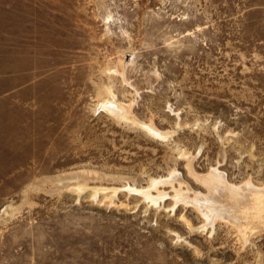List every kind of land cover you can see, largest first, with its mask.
<instances>
[{
    "label": "rangeland",
    "instance_id": "rangeland-1",
    "mask_svg": "<svg viewBox=\"0 0 264 264\" xmlns=\"http://www.w3.org/2000/svg\"><path fill=\"white\" fill-rule=\"evenodd\" d=\"M259 190L264 0H0V264H264Z\"/></svg>",
    "mask_w": 264,
    "mask_h": 264
},
{
    "label": "bare ground",
    "instance_id": "bare-ground-1",
    "mask_svg": "<svg viewBox=\"0 0 264 264\" xmlns=\"http://www.w3.org/2000/svg\"><path fill=\"white\" fill-rule=\"evenodd\" d=\"M109 106H111L109 109H115L117 108L116 106H114L113 104H110ZM108 106V107H109ZM156 184V183H155ZM243 188V187H242ZM244 189V188H243ZM247 191V189H246ZM245 191V192H246ZM242 193V192H241ZM245 195V194H244ZM237 198V197H236ZM241 198V197H239ZM252 203H251V206L247 209L248 211L246 212V216L250 217V218H253V219H256V220H260V221H263L264 220V190H259V191H256L254 192L253 194V197H252ZM244 199V198H243ZM235 200V199H233ZM229 201V200H228ZM240 201V200H239ZM243 201V200H242ZM245 201V200H244ZM213 201H211L212 203ZM210 203V205H211ZM216 203V201L214 202ZM222 203V202H221ZM231 204V202H229ZM226 202V204H229ZM234 204H236V201L233 202ZM240 203H242L240 201ZM245 203V202H244ZM243 203V205H244ZM248 203V202H247ZM213 204V203H212ZM246 204V203H245ZM208 205V204H207ZM238 206V204H236ZM212 206V205H211ZM218 206V205H217ZM248 207V204L246 205ZM208 207V206H207ZM216 207V205H215ZM227 207V206H226ZM233 204H232V208H233ZM236 207V206H235ZM234 207V208H235ZM241 207V206H240ZM203 208V207H202ZM222 208H223V205H222ZM239 208V207H238ZM214 209V208H213ZM218 209V208H217ZM220 210V209H219ZM223 210V209H222ZM234 210V209H233ZM226 211V210H225ZM235 211V210H234ZM228 212V211H227ZM239 212V211H238ZM212 213V212H211ZM229 213H230V210H229ZM232 213V212H231ZM235 213V212H234ZM226 214V213H225ZM218 215V213H217ZM234 215V214H233ZM219 216V215H218ZM217 216V217H218ZM235 216V215H234ZM213 217V216H212ZM211 218V217H210ZM249 218V219H250ZM233 219V218H232ZM239 220V219H238ZM245 220V219H244ZM247 222V221H246ZM238 223V222H236ZM242 225V224H241ZM250 226V225H249ZM247 227V226H246ZM242 229V228H241ZM254 230V229H253ZM259 230V229H258ZM243 231V230H242ZM251 232V231H249ZM249 235V234H247ZM247 238V237H246Z\"/></svg>",
    "mask_w": 264,
    "mask_h": 264
}]
</instances>
